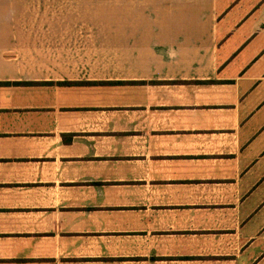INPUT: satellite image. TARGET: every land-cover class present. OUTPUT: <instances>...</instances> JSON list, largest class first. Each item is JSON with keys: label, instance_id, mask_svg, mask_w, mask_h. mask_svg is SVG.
Here are the masks:
<instances>
[{"label": "crops", "instance_id": "1", "mask_svg": "<svg viewBox=\"0 0 264 264\" xmlns=\"http://www.w3.org/2000/svg\"><path fill=\"white\" fill-rule=\"evenodd\" d=\"M158 4L0 0V264H264V0Z\"/></svg>", "mask_w": 264, "mask_h": 264}, {"label": "rangeland", "instance_id": "2", "mask_svg": "<svg viewBox=\"0 0 264 264\" xmlns=\"http://www.w3.org/2000/svg\"><path fill=\"white\" fill-rule=\"evenodd\" d=\"M158 6V0H53V14L70 31H139L146 17L158 15Z\"/></svg>", "mask_w": 264, "mask_h": 264}, {"label": "trees", "instance_id": "3", "mask_svg": "<svg viewBox=\"0 0 264 264\" xmlns=\"http://www.w3.org/2000/svg\"><path fill=\"white\" fill-rule=\"evenodd\" d=\"M2 84H5V83H0V85H2Z\"/></svg>", "mask_w": 264, "mask_h": 264}]
</instances>
